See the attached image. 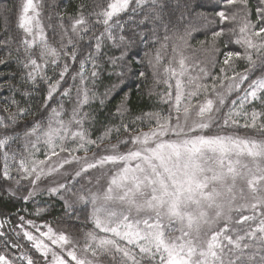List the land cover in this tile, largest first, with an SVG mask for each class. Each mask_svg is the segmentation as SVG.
<instances>
[{"label": "snow or ice", "instance_id": "6c2138e0", "mask_svg": "<svg viewBox=\"0 0 264 264\" xmlns=\"http://www.w3.org/2000/svg\"><path fill=\"white\" fill-rule=\"evenodd\" d=\"M225 3L247 6L248 0H225ZM259 3L264 5V0ZM41 4L42 0H22L18 27L24 33L20 43L25 56L23 67L28 69L27 79L35 83L39 78L48 85L42 105L46 116L22 122L31 114L30 110L21 107L14 98L5 100V107L0 109L5 113L0 115V159L3 160L0 180H13L15 171L22 178L34 177L32 184H35L44 174L41 166L58 155L56 149L66 150V140L78 138L79 148L87 152L85 143L100 148L104 140L112 139L113 131L117 136V143L101 149L105 154L98 158L94 155L92 162L75 173L79 177L89 169L113 166L104 173L103 183L97 180L94 188L73 193L85 205L86 220L91 224L82 238L54 232L46 226L47 231L40 232V236L47 238L49 244L24 232L45 264H49V253L50 264H264V7L256 9V23L245 18L238 34L235 28L229 30L236 35L231 43L243 51L228 48L229 42H225L223 50L214 47L216 62L222 63L219 69L222 75H211L200 68L197 76H189L185 81L183 78L189 73L186 57L173 56L164 67L163 83L170 89L167 97L171 100L169 81L175 80L174 117L150 114L154 126L150 125L148 131L122 123L106 128L102 136L92 140L83 128L87 114L80 115L90 100L87 89H78L70 120L61 118L62 104L54 107L48 103L56 94L65 97L70 94L68 88L60 92L61 82L69 70L67 62L61 66V60L75 62L81 52L79 42L87 39L86 47L91 51L80 60L76 75L83 83L85 62L91 61V76L96 77L95 60L105 41L122 50L120 58L109 61L116 64L117 59H123L129 45L145 38L137 29L163 20L166 0H95L87 16L80 11L75 18H70V27H65L61 16L59 47L49 42L40 19ZM217 15L221 21L236 19L235 14L230 18L224 11ZM152 35L155 37L154 28ZM222 35L223 30L213 33L214 38ZM164 39L169 37L166 35ZM176 51L174 47L173 52ZM154 60L156 65L160 64L159 50ZM237 61L246 63L244 72L235 71ZM2 63L5 61L0 59ZM49 66L54 72L59 69L58 79L47 75ZM229 70L233 72L231 76L227 75ZM209 77L213 81L211 86L201 82ZM225 80L229 81L226 86L229 95L241 91L242 85L246 87L238 97V109L233 107L225 113L221 123L212 115L220 110L214 107L212 99L206 97L202 103L194 104L193 98L211 90L223 105L225 96L216 92V82L223 87ZM186 85H191V90L186 91ZM257 101L262 110L255 107L245 110L246 103ZM232 105L236 106L237 100ZM126 111L127 97L117 106V114L122 116ZM240 117L245 120L243 125ZM214 125L218 131H212ZM121 128L127 133L124 139H119ZM41 145L48 149L45 160L35 158ZM73 159L88 160L87 156ZM52 171L56 169L50 168L49 172ZM60 189H66V185L60 184L50 191L57 193ZM32 194L29 192L23 199ZM20 219L23 221L24 217ZM20 259L35 264L29 255ZM0 264H14V261L0 254Z\"/></svg>", "mask_w": 264, "mask_h": 264}, {"label": "trees", "instance_id": "16d2710c", "mask_svg": "<svg viewBox=\"0 0 264 264\" xmlns=\"http://www.w3.org/2000/svg\"><path fill=\"white\" fill-rule=\"evenodd\" d=\"M94 2L95 0H42L40 19L45 27L49 42L59 47L61 16L65 27H70V18H75L80 11H83L87 16L93 10ZM21 4L22 0H0V59L5 61L0 64V109L5 107L6 99L14 98L21 107L30 110L31 114L25 116L22 122H31L41 120L46 116L42 105L47 96L48 85L39 78L35 83L27 79L28 69L23 67L25 56L20 43L24 33L18 27ZM81 5L84 6L83 9L80 8ZM258 7H264L259 3V0H248L247 6L240 3L227 5L225 0H166L163 20L147 23L137 29L143 33L145 38H138L129 45L123 59H117L116 64L109 61L112 58H120L122 50L105 41L101 53L96 56L95 60L98 65L96 69L98 75L91 76L92 62L86 61L83 83L76 74L80 71V60L91 49L86 47L87 39L79 42L81 52L77 60L73 62L65 58L60 62L61 66L65 62L69 64L68 73L61 82L60 92L68 88L70 94L67 97L56 94L54 100L48 101V103L54 107L62 104L61 118L65 121L70 120L77 104L78 89H87L90 100L83 106L80 115L87 114V118L83 121V128L87 131L88 138L92 140H97L102 136L106 128L118 127L122 123L139 129H147L150 125L154 126V120L150 118V114L159 113L161 116L171 114L174 117L175 80L169 81L172 84L173 96L169 100L167 93L170 89L163 83L166 78L164 67L168 65L173 56L178 58L179 54H182L186 57L189 66V73L183 78L185 81L189 76H197L200 68H205L211 75H222L219 72L222 63L216 62L214 47L223 50L225 42H229L228 48L243 51L239 45L231 43L236 39V35L229 30L235 28L238 34L239 27L245 22V18L256 23ZM220 11H224L230 18L235 14L236 19L221 21L217 15ZM165 25H167V31ZM153 28L155 37L152 35ZM221 30L224 31V35L214 38L213 33ZM166 35L169 37L168 40L164 39ZM162 45H166V47H162ZM174 47L177 50L176 53L173 52ZM157 50L160 51L162 57L158 65L154 60ZM222 59L223 57L220 56L221 62ZM149 60H152L151 64ZM214 64L215 67H213ZM246 67L244 61H237L235 71L242 73ZM46 71L48 76L54 80L58 79L59 69L54 72L52 66H49ZM140 72H144L145 75L140 76ZM232 74V70L227 73L229 76ZM157 80L160 82L158 83ZM201 82L207 83L209 86L213 83L210 77ZM216 83V92H218L222 86L219 81ZM227 83L229 81H223V86ZM113 85L116 87L113 88ZM191 87V85H186V91L191 90ZM244 87L246 84L241 86V91H233L223 105H217L216 108L220 109L216 115L217 121L222 123L225 113L233 107L238 109V97L243 95ZM106 93L107 95H105ZM125 97H127L128 111L121 116L117 114V106ZM206 97L214 100L216 94L211 90L207 93L201 92L193 98V103H202ZM233 100H237L236 106L232 105ZM254 107L262 110L258 101L245 104L247 111H251ZM0 115H5V113L0 112ZM138 117L140 119H137ZM239 119L243 125L245 120L243 117ZM73 129H76V125H73ZM218 130L215 127V131ZM240 131L243 133L244 129L241 127ZM249 134H252V130H249ZM126 136L127 133L121 128L119 139H124ZM104 143L107 146L117 143L115 131L112 132V139H106ZM86 145L85 148L88 150L96 148L94 145ZM1 161L2 159H0V168L2 167ZM65 198L66 196L60 192L57 194L43 192L23 201L21 198L10 196L6 192V181L0 180V222L3 224L1 219H4L11 224L18 220L21 221L20 217H24V220L63 227L71 236L82 238L83 232L91 228V224L86 220L85 205L77 204L72 199L68 202ZM69 204L71 207L68 206ZM38 212L39 214H37ZM10 230L12 229L9 227V232L6 231L9 235L11 234ZM11 239L12 237H9V240ZM15 242L17 243L16 239Z\"/></svg>", "mask_w": 264, "mask_h": 264}, {"label": "rangeland", "instance_id": "374dc122", "mask_svg": "<svg viewBox=\"0 0 264 264\" xmlns=\"http://www.w3.org/2000/svg\"><path fill=\"white\" fill-rule=\"evenodd\" d=\"M227 84L221 87L218 91L225 96V102L229 96V94H227ZM213 101L214 107L216 108L219 104L217 96ZM217 113L218 112L214 111L212 114L216 121ZM142 130L148 131V128ZM212 131H215V127H213ZM80 143L81 142L78 138L76 140L69 139L64 142V148L66 149L65 151H60V149L57 148L56 151L58 155L52 156L50 160H47L46 163L41 166L44 168V174L41 176L40 180L36 181L35 184H32V179L34 177L22 178L21 176L17 175L15 171L12 172L14 179L11 181H6V192L14 198H21L23 201H27L38 194H42L43 192L52 193L50 191L51 188L58 187L60 184H64L66 185V189H60L57 193L60 192L62 193V195H65V199L68 200V202H70V200L72 199L77 204L82 203L77 201L75 196L73 197V193L79 192L82 188H94L96 186L97 180H100V182L103 183L106 179L104 173L107 171V169L112 168L113 166L105 165L103 169H89L86 173H82L81 176L77 177L75 173L79 171L82 167L86 166L87 162H92L94 155L98 158L100 155L105 154L101 151V149L107 147V144L103 142V144L100 145V148L96 147L92 150H88V152H85L83 149L79 148ZM86 146L87 145L85 143V147ZM40 147L41 151L36 153L35 158L39 160H45V153L48 152V149L43 145H41ZM37 155H39L40 157ZM85 156H87L88 158L87 161H85L84 159H73V157L83 158ZM65 160L70 161V163L64 164L63 162ZM1 162L3 166V160ZM61 164H63V167H60ZM50 168H55L56 171L49 172ZM16 180H19V184L16 183ZM89 181H91V183H89ZM13 192L15 193V195H12ZM29 192H32L33 194L29 196L27 200L23 199V197L28 196ZM1 220L3 221V224L0 222V233H3V235H0V254L8 256L11 260L14 261V264H27L26 260H21L20 257L29 254H31V257L35 264H45V259L42 257L40 252H38L33 247L32 242L24 236L25 231L32 233L35 237L43 239L45 243L49 244L50 241H48L47 238L40 236V232L47 231L46 226L52 227L54 232H65L68 234L67 230L57 225H49L47 223H40L32 220H18L14 223L9 224L6 220ZM27 221H32L33 224H28ZM9 227L12 229L10 230V233L12 235L7 234V232H9ZM37 229H39L40 231H37ZM8 236L12 237V239L9 240ZM72 237L76 238L74 236ZM15 239L17 240V243L15 242ZM19 243H21V245H18ZM48 261L50 264V253Z\"/></svg>", "mask_w": 264, "mask_h": 264}]
</instances>
